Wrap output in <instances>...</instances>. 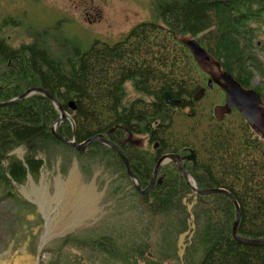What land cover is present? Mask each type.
<instances>
[{
  "label": "trees",
  "instance_id": "trees-1",
  "mask_svg": "<svg viewBox=\"0 0 264 264\" xmlns=\"http://www.w3.org/2000/svg\"><path fill=\"white\" fill-rule=\"evenodd\" d=\"M150 2L157 17L154 22L137 25L118 43L97 41L87 50H75L66 60L37 42L13 47L3 32L17 21H1L0 103L32 88L46 90L69 114L77 142L104 136L118 145L142 189L149 186L161 156L194 154L183 167L199 189L228 191L240 206L238 235L264 238V137L239 112L222 119L215 115L223 102L207 85L209 76L187 45L198 44L220 72L230 74L245 89H253L260 77L254 89L264 108V0ZM165 93L184 108L165 105ZM186 107L190 111H184ZM59 117L51 101L38 94L0 108V204L17 211V218L22 213L39 216L16 187L23 186L28 175L38 179L45 164L39 152L48 153L56 146L73 150L52 135ZM58 134L73 139L70 121L59 126ZM128 134L148 137L146 147L129 142ZM21 147L26 149L24 161L12 155ZM100 155L118 163L116 171L132 185L114 151L93 144L84 154L88 160ZM89 169L84 166L83 172ZM158 181L143 197L135 191L143 212L160 221L157 258L149 253L152 246L145 237L140 243H122L114 236H69L54 249L50 264H83L61 259L62 250L73 245L89 248L109 264L180 262L176 241L188 231L184 199L191 189L172 163L161 168ZM193 215L196 231L187 249V264H264V247L241 245L233 238L236 210L226 196L199 197Z\"/></svg>",
  "mask_w": 264,
  "mask_h": 264
},
{
  "label": "rangeland",
  "instance_id": "rangeland-1",
  "mask_svg": "<svg viewBox=\"0 0 264 264\" xmlns=\"http://www.w3.org/2000/svg\"><path fill=\"white\" fill-rule=\"evenodd\" d=\"M88 12H92L91 20L98 19L96 23L90 24L85 20ZM6 16L20 22L3 32L10 45L19 47L42 39L51 54L60 60L68 56L64 43L79 45L83 49L97 41L114 44L137 25L154 22L157 18L150 0H0V18ZM211 71L215 76L220 73L217 65ZM259 84L260 78L257 77L253 89ZM128 89L130 92L131 88ZM139 141L138 146L145 148L147 141ZM25 154L23 147L12 152L18 159L24 158ZM38 158L45 162L38 179L33 180V185L27 181L23 186H16L23 198L26 195L37 201L33 192L40 190L46 198L54 199L58 193L57 184L66 186L74 179L79 192L90 190L96 195L94 212L80 222L67 223L73 215L72 211L60 210V204L55 201H49L47 206L40 203L43 212L32 204L39 216L22 213L20 218H17V211H9L10 206L0 204V264H50L56 255L54 249L61 247L62 241L69 236L91 239L114 236L122 243H140L145 237L152 246L149 253L157 258L160 221L157 218L152 220L143 212L133 185L121 178L123 172L116 171L118 163L117 166L113 159L101 155L88 160L83 154L59 146L48 153L39 152ZM84 166H89L88 173L83 172ZM193 201V197L189 198L188 205L191 206ZM11 220L13 227L9 223ZM147 228H150L148 235ZM143 232H146L145 236ZM185 233L179 235L176 241L179 259L182 246L188 244V237H184L181 243ZM43 238L47 239V244L39 259L38 250ZM67 258L83 264H109L96 258L89 248L77 245L62 250L61 259Z\"/></svg>",
  "mask_w": 264,
  "mask_h": 264
},
{
  "label": "water",
  "instance_id": "water-1",
  "mask_svg": "<svg viewBox=\"0 0 264 264\" xmlns=\"http://www.w3.org/2000/svg\"><path fill=\"white\" fill-rule=\"evenodd\" d=\"M187 45L190 48V50L192 51V53L198 59L209 60V56L207 55V53L198 44L193 43L192 41H189L187 43ZM222 79L226 84V91L225 92L227 95V106L236 108L238 110H242L247 119H249L252 122L257 124V117L259 115H261V113H262V109L260 108L261 99H260L258 93L255 90H251L249 92H246L233 79V77L228 73H223ZM37 94L42 95V96L46 97L49 101H51V103L54 105L55 109L59 112L60 117H59L58 121L52 126V129H51L52 135L55 139H57L58 141H60L64 145L70 147L71 149L76 151L79 155L84 154L87 151V149L93 144L102 145V146L114 151L119 156L121 161L123 162V164L126 168L127 176L129 177L130 181L132 182L134 190L140 196L143 197V196L149 194L153 190L155 184L158 181L159 172L163 166H165L169 163H174L176 165L181 176L187 181V183L191 189V193L185 197V201H184V205L186 207L187 216H188V223L190 225V230L187 233H185L181 238V243H182L183 238L188 237V244L182 246V251L179 255L181 264H187L186 263L187 249L191 245V240H192L194 233L196 231V222H195L193 212H194V208L198 202L199 197H209V196H213V195L226 196L233 203L235 210H236V218H235V222H234V225L232 228L233 238L236 240L237 243H239L241 245L252 246V247H264V238L253 240V239H245V238H242L238 235V227H239L240 219H241V211H240V206H239L237 200L234 198V196L231 195L228 191L223 190V189H208V190L199 189L195 178L190 173H188L187 171L184 170L183 165H182L183 159L180 156L170 154V155H165V156L161 157L159 159L155 169H154L152 179L150 181L149 186L146 189H142L139 180L136 178V176L132 172L130 162L128 161V159L126 158V156L124 155V153L122 152V150L120 149V147L118 145L110 142L104 136H96L94 138L87 140L84 143H78L77 142L76 137H75V125L72 122L69 114L63 109L61 104L46 90L40 89V88L29 89L19 98H16V99L11 100V101L6 102V103H0V108L23 102L26 99L30 98L31 96L37 95ZM164 99H165L166 104L170 107H178L180 105V102L173 101L171 99V96L168 93L164 94ZM70 107L73 110L75 109V106L73 104H71ZM64 121H70V123L72 125L73 134H74L72 140L63 138V137L59 136V134H58V128ZM193 156H194V154H192L189 159L192 160ZM20 160L24 161L23 158H20ZM27 180L31 185L34 184L33 179L30 175H28ZM158 182L160 183L161 181L159 180ZM30 196H32V195H30ZM191 197L194 198V201H193L192 205L189 206L187 203V200ZM24 198L28 202H30L31 204L35 205L38 209H40L39 212H43L41 210L39 204L36 202V200H32V198H30L26 195H24ZM46 244H47V239L43 238L41 243H40L39 250H38L39 259L43 255V250H44Z\"/></svg>",
  "mask_w": 264,
  "mask_h": 264
},
{
  "label": "flooded vegetation",
  "instance_id": "flooded-vegetation-1",
  "mask_svg": "<svg viewBox=\"0 0 264 264\" xmlns=\"http://www.w3.org/2000/svg\"><path fill=\"white\" fill-rule=\"evenodd\" d=\"M93 11V10H92ZM90 14H92V12H88V13H86L85 15V20L86 21H89V23L90 24H92V23H96L97 22V18L95 19L94 18V20H91L90 19ZM72 18H74V19H76V20H78V18L77 17H72ZM9 19H14L15 21H16V19L15 18H13L12 16H6V17H3V18H0V22L2 21V22H7ZM1 22V23H2ZM20 22L19 21H17V24H19ZM122 41V40H121ZM7 42H8V40H7ZM35 42V41H34ZM118 42H120V41H118ZM118 42H116V43H118ZM9 43V42H8ZM95 43V42H94ZM94 43H92L88 48H90ZM37 44L41 47V48H43V49H47V47H46V44L43 42V40L41 39V40H39L38 42H37ZM115 44V43H114ZM64 45L66 46L65 47V51H67L68 52V56L67 57H63V58H61V59H63V60H66L68 57H70L71 55H73V53H74V51L75 50H79V49H81V50H83V48H81L79 45H76V46H74V44H66V43H64ZM60 47V46H59ZM48 50V49H47ZM84 50H87V48H85ZM49 52H50V50H48ZM67 52H65V53H67ZM51 53V52H50ZM67 55V54H66ZM54 56V55H53ZM55 57H57V56H55ZM193 57H194V59H196L197 61H196V63H197V65L198 66H200V67H202L203 68V73H206L208 76H209V81H207V85L209 86V88L213 91V92H217L218 94H219V97H220V99L222 100V102L223 103H221V105L220 106H218V108L215 110V115L218 117V118H220V119H222V118H227V117H231V116H234V114H235V111L236 112H239V113H241L243 116H244V118H246V116L244 115V112L242 111V110H238V109H236V108H233V107H228L227 106V95H226V84H225V82L223 81V79H222V74L223 73H226V72H220L219 73V75L218 76H215V74L211 71V68L213 67V66H215L216 65V62L214 61V60H212L211 58H209V60H201V59H198L194 54H193ZM208 67H210V69H207ZM207 86V87H208ZM200 88L202 89V88H204V89H206L204 86H200ZM243 88V87H242ZM246 92H249V91H251V90H254V89H245V88H243ZM189 90H190V88H188V92H189ZM256 91V90H255ZM196 92H194V94H195ZM171 99L173 100V101H177V102H180V100H177V99H175L174 97H171ZM164 102H165V99H164ZM165 105H167L166 104V102H165ZM157 104L154 102V118L156 117V111L158 110L157 109ZM168 106V105H167ZM170 107V106H169ZM180 107H183V105H181V103H180V106L178 107V108H180ZM184 108V107H183ZM260 108L262 109V113H261V115H259L258 117H257V124L256 123H254V122H252L251 120H249V119H247L246 118V121L248 122V124L252 127V128H254V130L256 131V133H258L261 137H264V120H263V117H264V108L263 107H261V104H260ZM156 110V111H155ZM184 111H190V108L189 107H186L185 109H184ZM156 124V123H155ZM129 136H128V140H129V142H131V143H133L134 145H138L139 143L138 142H140L139 140H148L147 138L148 137H143V136H138V135H133V134H128ZM155 149H157L158 148V145L156 144L155 146ZM89 150V148L87 149V151ZM86 151V152H87ZM85 152V153H86ZM84 153V154H85ZM83 154V155H84ZM155 155L157 154V152H155L154 153ZM117 155V154H116ZM192 155V154H191ZM191 155H187V154H184V155H179L182 159H183V162H182V165L184 166V164H185V162H187V161H192V160H190L189 158L191 157ZM163 156H165V155H163ZM163 156H161V157H163ZM117 157H118V159L121 161V159L119 158V156L117 155ZM160 157V158H161ZM189 159V160H188ZM192 159H194V156H193V158ZM122 162V161H121ZM123 163V162H122ZM173 165H175L174 163H172ZM124 165V164H123ZM125 167V166H124ZM175 167H176V165H175ZM177 168V167H176ZM184 168V167H183ZM42 170H43V168H42ZM42 170H41V172H42ZM125 170H126V168H125ZM178 170V169H177ZM185 170V169H184ZM186 171V170H185ZM180 173V172H179ZM189 173V172H188ZM28 181V180H27ZM188 184V183H187ZM206 190H208V189H206Z\"/></svg>",
  "mask_w": 264,
  "mask_h": 264
},
{
  "label": "bare ground",
  "instance_id": "bare-ground-1",
  "mask_svg": "<svg viewBox=\"0 0 264 264\" xmlns=\"http://www.w3.org/2000/svg\"><path fill=\"white\" fill-rule=\"evenodd\" d=\"M75 180L72 179L66 186L62 183L57 184L58 193L56 198H46L44 193L40 190L34 191L39 206L41 204L47 206L49 201H55L60 204V210L69 212L72 211L73 215L69 218L67 223L80 222L85 218L90 217L94 212V205L96 202V195L90 190H82L79 192L75 184ZM63 202L61 203V201ZM41 203V204H40ZM41 209H44L40 206Z\"/></svg>",
  "mask_w": 264,
  "mask_h": 264
}]
</instances>
